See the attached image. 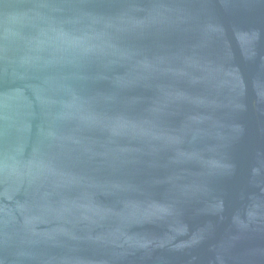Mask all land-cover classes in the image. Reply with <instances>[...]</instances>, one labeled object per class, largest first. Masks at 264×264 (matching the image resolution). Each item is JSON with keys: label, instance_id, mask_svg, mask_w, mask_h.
Returning <instances> with one entry per match:
<instances>
[{"label": "water", "instance_id": "water-1", "mask_svg": "<svg viewBox=\"0 0 264 264\" xmlns=\"http://www.w3.org/2000/svg\"><path fill=\"white\" fill-rule=\"evenodd\" d=\"M0 264H264V0H0Z\"/></svg>", "mask_w": 264, "mask_h": 264}]
</instances>
